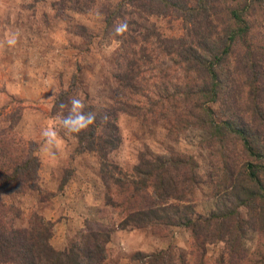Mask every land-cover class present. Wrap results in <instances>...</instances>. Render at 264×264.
<instances>
[{
    "label": "trees",
    "instance_id": "trees-1",
    "mask_svg": "<svg viewBox=\"0 0 264 264\" xmlns=\"http://www.w3.org/2000/svg\"><path fill=\"white\" fill-rule=\"evenodd\" d=\"M99 2L59 0L56 12L62 17L66 10L83 13ZM96 11L104 33L116 43L112 95L122 99L96 106L87 104L85 97V111L94 112L96 120L72 136L79 152L94 154L99 178L118 189L122 207L128 208L118 226L182 227L191 239L196 264L205 256L201 244L215 241L224 243L228 262H238L245 256V231H255L261 240L248 264H264V29L254 26L258 20L264 27V0H116L100 4ZM158 18L179 20L180 35L162 34L155 24ZM125 20L128 30L115 35V25ZM74 28L85 33L79 25ZM149 72L157 82L148 83L144 74ZM75 82L72 76L69 88ZM68 93H57L53 113L72 97ZM129 110L139 113L141 121L151 117L153 125L168 121V132L191 127L207 135L214 187L207 217L196 214L189 199L199 182L191 159L139 153L129 174L111 164L110 154L120 142L116 114ZM0 151V197L28 191L34 201L23 217L19 206L0 198V264H103L111 226L96 228L85 221L65 248L54 249L53 223L34 208L49 198L37 184V159H22L19 151L25 148L2 141ZM106 197V203L114 205ZM240 209L246 211L245 219ZM137 256L146 257L148 264H175L163 253ZM217 260L222 263L221 257ZM183 261L182 256L176 258V263Z\"/></svg>",
    "mask_w": 264,
    "mask_h": 264
},
{
    "label": "rangeland",
    "instance_id": "rangeland-1",
    "mask_svg": "<svg viewBox=\"0 0 264 264\" xmlns=\"http://www.w3.org/2000/svg\"><path fill=\"white\" fill-rule=\"evenodd\" d=\"M58 1L0 0V141L10 147L25 148L26 152L19 151L22 159L33 156L38 161L37 184L47 191L49 198L41 206L34 204V208L53 223L51 246L56 250L65 248L88 221L93 223L91 227L103 225L113 229L103 264H148L146 257L139 260L137 254L156 253H163L166 258L169 255L175 264H179L178 256L183 257L182 264H196L191 239L182 227L121 229L118 226L128 209L122 207L118 189L99 178L94 154L79 152L76 138L65 135L60 125L59 111H51L53 100L61 90L69 91L72 97H86L87 104L96 106L122 99L112 95L116 43L112 35L104 33L102 16L96 11L100 4L116 0H100L95 9L83 13L66 10L63 14L67 18L56 12ZM155 24L167 37L181 33L179 20L158 18ZM73 25L84 28L85 33L74 30ZM254 26L264 29L258 20ZM12 35L17 42L9 46L7 39ZM154 75L144 74L149 84L158 81ZM72 76L76 82L69 88ZM169 80L175 81L174 77ZM155 96L146 94L145 98L154 100ZM140 99L144 101V94ZM147 119L141 121V115L133 110L116 114L120 142L110 154L111 164L121 174H129L139 153L191 159L197 166L199 182L189 199L195 213L207 217L214 202L207 135L191 127L168 132V121H156L153 125L151 117ZM48 127L55 128L60 137L54 158L40 151L44 139L41 131ZM107 195L114 205L106 203ZM13 196L0 198L4 204L19 206L26 217L33 209L32 196L28 191ZM239 216L245 219L246 211L240 209ZM259 240L257 232L245 231V256L238 262L231 258L228 262L221 241L201 244L205 250L202 264H217L218 257L222 258L220 264H248L251 260L248 256Z\"/></svg>",
    "mask_w": 264,
    "mask_h": 264
},
{
    "label": "clouds",
    "instance_id": "clouds-1",
    "mask_svg": "<svg viewBox=\"0 0 264 264\" xmlns=\"http://www.w3.org/2000/svg\"><path fill=\"white\" fill-rule=\"evenodd\" d=\"M128 27L129 25L126 20L117 23L114 27L115 35H122L128 30ZM16 42L15 35L7 39V44L9 46H14ZM85 107L84 100L77 97H70L67 103L61 102L58 105L59 112L57 113V117L65 135H78L95 123L96 114L92 111H85ZM104 119H107V117H104ZM41 136L44 139L40 151L54 158V149L60 139L58 132L55 128L48 127L41 131Z\"/></svg>",
    "mask_w": 264,
    "mask_h": 264
}]
</instances>
